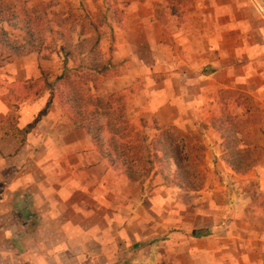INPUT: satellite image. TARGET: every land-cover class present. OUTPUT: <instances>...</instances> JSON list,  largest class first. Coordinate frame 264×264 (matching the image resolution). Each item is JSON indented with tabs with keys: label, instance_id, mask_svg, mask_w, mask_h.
Returning <instances> with one entry per match:
<instances>
[{
	"label": "crops",
	"instance_id": "crops-1",
	"mask_svg": "<svg viewBox=\"0 0 264 264\" xmlns=\"http://www.w3.org/2000/svg\"><path fill=\"white\" fill-rule=\"evenodd\" d=\"M157 3L133 2L116 52L129 66L116 91L144 82L129 120L154 133L205 126L204 144L224 156L214 121L226 106L247 117L236 104L247 97L264 149V0H191L189 24L159 22ZM47 68L52 83L60 72L37 55L0 66V264H264V213L238 182L254 174L264 193V160L247 176L212 165L221 178L186 207L160 175L137 183L113 170L56 98L34 126L50 94L24 86Z\"/></svg>",
	"mask_w": 264,
	"mask_h": 264
},
{
	"label": "trees",
	"instance_id": "trees-1",
	"mask_svg": "<svg viewBox=\"0 0 264 264\" xmlns=\"http://www.w3.org/2000/svg\"><path fill=\"white\" fill-rule=\"evenodd\" d=\"M116 11L122 14L119 9ZM5 25L23 31V41L13 37ZM59 26L55 30L40 25L31 15L19 16L14 6L10 8L8 4L0 3V55L4 52L8 56L40 53L43 44L39 39L48 33L53 35L54 45L61 42L59 52L63 57L62 73L51 83L48 81L50 72L42 70L40 81L46 86L50 99L33 125L36 126L48 115L56 98L59 105L70 114L74 124L87 130L93 145L109 166L131 182L144 183L160 175L169 188H178L185 193L201 191L206 179V147L203 139L176 127L161 128L156 125L157 135L149 142L147 136L127 119L122 107L116 109L112 99L105 102L86 90L89 83L96 84L99 79L91 74L99 70L98 67H91V64H102L98 60L101 54L98 33L75 43L63 24L59 23ZM81 35L86 37L87 33ZM54 45L52 47L55 50ZM46 59L49 60L50 56ZM70 62L74 63L73 68H69ZM5 63L6 60L0 66ZM102 66L105 68V65ZM106 68H112L111 63ZM250 101L247 97L236 99L237 105L244 106L247 117L235 115L226 106L221 111V117L215 119L213 124L223 138L224 161L241 175L255 167L264 150L254 141L258 132L255 120L261 122L263 116L259 110L252 109ZM90 108H93V113L89 111ZM102 109H105L104 113H100ZM145 126L143 122L141 127Z\"/></svg>",
	"mask_w": 264,
	"mask_h": 264
},
{
	"label": "rangeland",
	"instance_id": "rangeland-1",
	"mask_svg": "<svg viewBox=\"0 0 264 264\" xmlns=\"http://www.w3.org/2000/svg\"><path fill=\"white\" fill-rule=\"evenodd\" d=\"M135 0H0V3H6L10 6L16 8V11L19 16L31 15L40 25L50 26L55 30H58L59 23L63 24L65 31L71 36L72 40L76 43L81 40H86L98 33L100 38V49L101 54L99 56L100 63H93L91 67H98V73H91L99 79L95 83H89L86 86V90L90 91V94L95 95L96 97L104 99L105 102L112 99L114 107L116 109L122 107L123 112H125L127 119L128 118V107H129V98L130 93L134 91H139L143 88V77H138L133 81L131 87L124 88L121 91L117 90V77L127 73L128 71V61H124L117 58L116 52L120 49L128 48V25L131 18V10L133 9V2ZM159 3L156 4V18L159 22H167L169 15H172L174 18L177 17L178 21L181 24H185L191 21L186 18L190 9L191 0H157ZM116 9L122 11V14L117 13ZM5 29L14 37L19 38L20 41H23L25 33L19 29L9 27L5 25ZM87 33V36H82L81 33ZM138 35V34H137ZM40 38V34L38 36ZM140 35L136 39V42H140ZM39 42L43 44V50L40 53H32L37 55L39 59L50 61L53 67H56V71L62 73L63 69V57L59 52V47L61 42L58 41L55 45L54 37L50 33L47 35H41ZM55 46L54 50L52 46ZM50 47V49H49ZM29 54V55H32ZM122 57L121 54H119ZM50 56V59L46 58ZM20 57L19 55L13 54L8 56L7 53H2L0 55V64L6 60L9 64L12 61H15L16 58ZM111 63L112 68H106V65ZM115 65L113 66V64ZM105 65V68L102 66ZM5 66V65H4ZM74 63H69V68H73ZM46 71L53 70V68H47ZM54 71V70H53ZM59 74V75H60ZM35 87L37 92L46 91L47 88L42 81L29 83L25 85L26 87ZM119 86V85H118ZM107 110V109H106ZM93 113V108L89 110ZM105 109L100 110V113H104ZM131 122V120H129ZM132 123V122H131ZM133 124V123H132ZM135 128L141 131L147 138L149 142L152 141L157 133L151 131V123L146 124L145 127L140 125H135ZM207 128L197 127L196 130H193L188 133H193L195 136H198L203 139V136L208 135L206 132ZM205 140V139H204ZM213 141V140H212ZM205 143V142H204ZM206 147L205 152V183L204 187L208 183H213L215 180H218V172H213L212 165L223 166L226 165L224 162V156L220 154L219 151H215L213 147L209 150V147ZM215 148V147H214ZM216 154V155H215ZM208 155V156H207ZM214 155V157H213ZM264 160V155L260 156L255 167L259 165ZM222 161V162H221ZM224 162V163H223ZM220 171V170H219ZM248 180H239L238 182H246L247 188L253 192L254 204L259 208L258 210L264 213V193L258 189V180L256 176L251 174ZM247 176V175H244ZM155 178V177H154ZM153 178V179H154ZM212 185V184H211ZM149 187V186H148ZM203 190V189H202ZM201 191L195 193H185L179 191L176 188L174 189L173 198H180L183 201L184 206L186 207H195V201L201 197ZM255 212V210H253ZM0 240H2L0 238ZM10 240V239H7ZM1 243V242H0ZM10 256H15V254H9ZM14 258V257H13ZM15 262V261H14Z\"/></svg>",
	"mask_w": 264,
	"mask_h": 264
}]
</instances>
